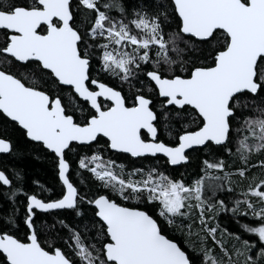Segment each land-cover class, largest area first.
<instances>
[{
    "label": "snow or ice",
    "instance_id": "snow-or-ice-1",
    "mask_svg": "<svg viewBox=\"0 0 264 264\" xmlns=\"http://www.w3.org/2000/svg\"><path fill=\"white\" fill-rule=\"evenodd\" d=\"M0 113L54 154L66 189L55 199L23 193L12 187L21 173L0 169L4 196L26 197L30 230L16 234L14 207L0 228L3 264H264V0H0ZM101 138L171 165L202 148L203 174L186 184L97 148L79 157L105 190L88 198L70 159ZM0 154H22L6 130ZM64 209L81 223L36 225L35 210ZM221 214L258 240L229 232Z\"/></svg>",
    "mask_w": 264,
    "mask_h": 264
},
{
    "label": "trees",
    "instance_id": "trees-1",
    "mask_svg": "<svg viewBox=\"0 0 264 264\" xmlns=\"http://www.w3.org/2000/svg\"><path fill=\"white\" fill-rule=\"evenodd\" d=\"M115 14V13H114ZM28 67H33V65H29ZM96 71L92 73L93 76L97 75L99 71V64H95ZM103 77V74L101 73ZM118 83V81H117ZM139 86V85H137ZM126 88V86H125ZM87 107L86 102L80 101ZM0 130H6L9 135H11L13 141H19L20 148L22 150V154L20 155H9V154H0V169L6 168L8 174L11 175L13 170H17L21 173L23 180L15 181L13 188L22 187L23 193L33 194L36 193L40 195L42 198L45 196H50L51 198H60L61 194L65 191L62 187V183L58 177V170L55 164V156L54 154L45 150L40 143L28 141L23 136V130L9 118H7L3 113H0ZM161 138L166 139L161 133ZM108 141L104 138L99 140V143H94L91 147L81 146L78 149V154L74 153L71 156L70 164V179H72L73 183L78 187L81 194H87L88 198H92V193L95 192H103L105 190L99 187V182L95 181L87 170L79 169V157L84 154L91 155L97 148L103 150L105 158H111L116 160L118 163H124L126 165L135 166V167H150L157 166L159 169L166 174L173 176L175 179H184L185 183H191L195 179L199 178L202 175V160L207 158L204 154V150L201 148L199 150H195L192 152V156L189 162L184 163L179 166H170L167 159L162 156L156 157H146V158H133L127 154L113 152L112 150H108L106 145ZM233 151H235V147L233 145ZM219 154L223 156L225 160L231 163V159L228 157L226 153L222 150H219ZM255 163V160H253ZM239 161L236 162L233 167H238ZM79 170L82 174V178H84L85 183L81 184L78 181L81 177H77L75 175L76 171ZM253 172L257 171L256 169L252 170ZM36 181L39 184L35 183ZM40 185H43L47 189H51V192H41ZM9 186L0 187V228L4 227V218L13 211L15 207L18 209L16 214V222L17 228L15 229L16 234L23 237L26 234H29L30 231L27 226L24 224V216L26 212V197L23 193H19L15 204L13 205V201L4 196V193L9 192ZM221 198H225L223 195ZM128 206H132L130 203ZM154 207V206H153ZM82 210L86 214V218H91L95 209L94 206L87 205L84 203L81 205ZM36 211V216L34 217L36 225L40 226L44 221L48 223L53 222L54 217H59L60 219H64L70 225H76L81 223V219L75 216L73 210H56L50 213H44ZM224 226L228 228L229 232H234L240 234L242 238L248 239L250 242H256L258 237L253 233H246L237 224L230 215L221 214L220 217ZM251 218H242V223L250 222ZM60 237L63 239H67V230L66 229H57ZM41 240H50L55 242V246L63 247L62 240L57 238L54 235H41ZM4 256L0 253V264H3Z\"/></svg>",
    "mask_w": 264,
    "mask_h": 264
},
{
    "label": "water",
    "instance_id": "water-1",
    "mask_svg": "<svg viewBox=\"0 0 264 264\" xmlns=\"http://www.w3.org/2000/svg\"><path fill=\"white\" fill-rule=\"evenodd\" d=\"M5 115V114H4ZM10 119V118H9ZM11 120V119H10ZM105 140H107V138H104ZM37 143H39V142H37ZM113 152H115V151H113ZM124 154H127V153H124ZM127 155H129L130 156V154H127ZM157 156H162V157H164V158H166L165 156H163V154H157ZM133 158H135V157H133ZM167 159V158H166ZM182 164H184V163H182ZM182 164H180V165H182ZM169 165L170 166H179V165H171L170 163H169ZM60 180V179H59ZM62 183V182H61ZM65 191H66V189H65ZM37 211H39V212H41L40 210H37ZM54 211H56V210H54ZM30 231V230H29ZM30 234V233H29Z\"/></svg>",
    "mask_w": 264,
    "mask_h": 264
}]
</instances>
